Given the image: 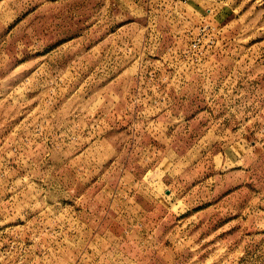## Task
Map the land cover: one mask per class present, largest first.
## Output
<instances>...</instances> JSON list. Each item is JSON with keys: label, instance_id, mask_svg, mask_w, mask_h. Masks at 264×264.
<instances>
[{"label": "rangeland", "instance_id": "obj_1", "mask_svg": "<svg viewBox=\"0 0 264 264\" xmlns=\"http://www.w3.org/2000/svg\"><path fill=\"white\" fill-rule=\"evenodd\" d=\"M0 264H264V0H0Z\"/></svg>", "mask_w": 264, "mask_h": 264}]
</instances>
